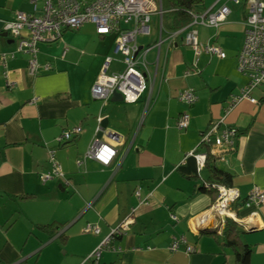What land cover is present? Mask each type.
Masks as SVG:
<instances>
[{"label":"crops","instance_id":"0c3cea01","mask_svg":"<svg viewBox=\"0 0 264 264\" xmlns=\"http://www.w3.org/2000/svg\"><path fill=\"white\" fill-rule=\"evenodd\" d=\"M223 4L230 7L227 19L196 31L200 41L220 47L225 58L206 52L197 56L182 38L163 43L159 55L150 50L156 101L144 119L147 94L131 104L92 97L91 87L114 46V36L97 35L92 24L65 32L59 42L40 43L35 76L29 73V55L9 60L5 74L0 59V264H82L129 218L127 233L111 244L123 251L106 248L99 264H235V250L222 238L227 218L238 224L241 241L251 247L250 264H264V203L254 216L241 208L254 186L264 190V84L251 95L258 103L245 99L226 113L230 95L248 82L237 69L247 11L230 0H203L201 11ZM17 11L32 12L33 3L0 0V56L16 48L4 24ZM158 22L153 16L151 34L138 37L140 46L158 40ZM46 62L49 71L43 70ZM122 67L116 61L111 68ZM188 88L198 96L192 106L178 98ZM183 112L190 115V124L180 130L176 123ZM224 116L226 125L239 130L235 150L215 163L233 175L231 188L239 193L231 216L214 210L218 195L204 190L210 172H199L196 159L188 155L198 147L201 133ZM104 118L108 126L100 138L117 149V157L109 166L92 159L78 166ZM76 126L81 133L59 146L57 137ZM111 133L118 139H111ZM52 149L65 177L43 183L40 175L50 169ZM90 223L100 227L99 234L85 230ZM50 224L65 232L66 244L38 228ZM174 237H184L195 252L184 247L170 251ZM54 241L59 242L46 247Z\"/></svg>","mask_w":264,"mask_h":264},{"label":"built area","instance_id":"2783aa9c","mask_svg":"<svg viewBox=\"0 0 264 264\" xmlns=\"http://www.w3.org/2000/svg\"><path fill=\"white\" fill-rule=\"evenodd\" d=\"M230 1L236 5L244 4L247 11L244 41L238 54L237 69L247 77L248 82L239 92L230 95L225 109L226 113L245 99L258 103V100L251 95L255 89L264 84V0ZM31 2L33 3L32 12L17 11L15 18L4 24V31L16 43L15 50L1 53L0 59L4 74L7 71L9 60L16 58L19 54H26L30 56L29 73L32 76L37 75L41 65L38 60L40 43L59 42L65 32L77 31L85 24H92L97 35L114 36L112 55H107L104 59L101 70L91 87L92 97L107 103L113 94L118 92L123 96L125 103L131 104L139 102L143 95L147 94L142 119L156 101L152 93L156 74L152 73L151 63L148 60V53L151 49L155 48L159 55L163 43L168 41L172 44L182 38V42L194 49L197 56L206 52L220 58L226 57L220 47L200 41L196 28L198 26L218 27L230 14V7L227 4L215 10L195 11L192 13V20L187 25L168 31L164 35L162 0H31ZM153 16L159 19V38L152 45L140 46L138 37L151 34ZM66 51L67 48L63 56ZM116 61L123 67L121 70L113 71L111 67ZM154 65L156 68L159 67L158 57ZM42 67L44 71L52 68L50 62L44 63ZM178 98L188 106L194 105L198 100L192 88L184 89ZM224 119L225 116L203 131L198 147L188 153L196 159L199 172L206 167L209 155L214 157L215 162L224 161L226 155L236 148L239 130L234 126L226 125ZM189 124L190 115L186 112L181 113L177 119V128L184 130L189 127ZM81 131L82 127L76 126L62 132L57 137V144L64 146L70 143ZM100 131L101 128H98L97 134ZM97 134L84 156L78 160V166H82L87 159L109 166L117 157V149L104 142ZM110 137L113 140L118 139V136L113 133ZM49 163L50 169L40 175L43 183L58 177H65L55 149L49 152ZM204 186L210 187V184L205 182ZM212 186L218 191L214 210L219 214L231 216L229 214L231 203L238 200V191L225 185L213 184ZM136 195L143 203L140 190L136 191ZM263 203L264 190L254 186L244 199L241 208L250 209L249 216H254ZM235 216L232 217L235 218ZM171 218L174 221L177 220L174 214H171ZM131 223L132 219L129 218L114 227L82 264L87 261L99 264L104 250L108 247H111L113 251L122 252L121 247L115 248L111 244L117 237L127 233ZM85 230L95 234L101 231L98 225L91 223L87 224ZM182 247L187 253L195 252L194 246L188 245L184 237H174L169 249L175 252Z\"/></svg>","mask_w":264,"mask_h":264},{"label":"trees","instance_id":"16d2710c","mask_svg":"<svg viewBox=\"0 0 264 264\" xmlns=\"http://www.w3.org/2000/svg\"><path fill=\"white\" fill-rule=\"evenodd\" d=\"M203 0H162L164 10L162 22L165 30L173 31L187 25L192 20V13L201 11ZM215 159L212 155L208 156L206 167L210 172V179L206 182L210 187H205L206 191H213L218 195V191L213 184L232 186L233 175L215 164ZM30 196H20L21 199H27ZM41 230L49 232L51 237L56 234L61 239L62 243L66 244L68 237L64 231L58 233L57 227L54 224L41 225L38 227ZM241 231L238 224L231 218L226 219L225 228L222 238L225 245L231 246L235 250V264H250L252 249L249 245L241 241Z\"/></svg>","mask_w":264,"mask_h":264},{"label":"water","instance_id":"95a60500","mask_svg":"<svg viewBox=\"0 0 264 264\" xmlns=\"http://www.w3.org/2000/svg\"><path fill=\"white\" fill-rule=\"evenodd\" d=\"M112 101H123V96L118 93V92H115L112 96ZM108 126V119L107 118H104L102 121H101V131L97 134L98 137H101L102 134H103V131L105 128H107Z\"/></svg>","mask_w":264,"mask_h":264},{"label":"rangeland","instance_id":"374dc122","mask_svg":"<svg viewBox=\"0 0 264 264\" xmlns=\"http://www.w3.org/2000/svg\"><path fill=\"white\" fill-rule=\"evenodd\" d=\"M59 241H54V242H51L50 244H48L46 247H51V246H53V245H57V243H58Z\"/></svg>","mask_w":264,"mask_h":264}]
</instances>
